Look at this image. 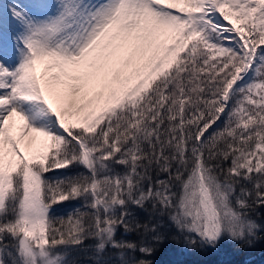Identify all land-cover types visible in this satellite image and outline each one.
<instances>
[{"label": "snow or ice", "instance_id": "snow-or-ice-1", "mask_svg": "<svg viewBox=\"0 0 264 264\" xmlns=\"http://www.w3.org/2000/svg\"><path fill=\"white\" fill-rule=\"evenodd\" d=\"M257 207L264 0H0V264L252 246Z\"/></svg>", "mask_w": 264, "mask_h": 264}, {"label": "trees", "instance_id": "trees-1", "mask_svg": "<svg viewBox=\"0 0 264 264\" xmlns=\"http://www.w3.org/2000/svg\"><path fill=\"white\" fill-rule=\"evenodd\" d=\"M77 205L74 202L63 203L62 206L56 208L57 215L66 213L60 212L61 207ZM140 217H144V213L137 210ZM258 223L264 224V207H257L251 213ZM162 231L166 234L167 239L163 243L156 246V251L147 259L153 261V264H264V231L259 232L258 238L255 239L252 246H241L240 242L230 239L220 240L216 248H204L192 250L186 248L182 241L173 239L176 236V230L168 223L167 218L161 221ZM135 239V234H125L120 229L117 232V238ZM92 243L91 240L86 241L84 247L87 248ZM76 257L80 260V264H89V254L86 252H77Z\"/></svg>", "mask_w": 264, "mask_h": 264}, {"label": "rangeland", "instance_id": "rangeland-1", "mask_svg": "<svg viewBox=\"0 0 264 264\" xmlns=\"http://www.w3.org/2000/svg\"><path fill=\"white\" fill-rule=\"evenodd\" d=\"M66 203V202H65ZM63 204V203H62ZM62 204L61 205H59V206H62ZM58 207V206H57ZM56 207V208H57ZM67 209L68 210H71L72 209V207L71 206H67V207H61L60 209H59V211L60 212H63V213H66V211H67ZM253 219H255V218H253ZM256 220V219H255ZM257 221V220H256ZM222 239H229V238H227V237H224V238H222ZM221 239V240H222Z\"/></svg>", "mask_w": 264, "mask_h": 264}]
</instances>
